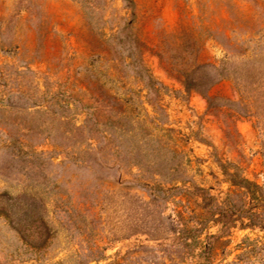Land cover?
<instances>
[{
	"label": "rangeland",
	"instance_id": "obj_1",
	"mask_svg": "<svg viewBox=\"0 0 264 264\" xmlns=\"http://www.w3.org/2000/svg\"><path fill=\"white\" fill-rule=\"evenodd\" d=\"M249 212L264 0H0V264H264Z\"/></svg>",
	"mask_w": 264,
	"mask_h": 264
},
{
	"label": "trees",
	"instance_id": "obj_2",
	"mask_svg": "<svg viewBox=\"0 0 264 264\" xmlns=\"http://www.w3.org/2000/svg\"><path fill=\"white\" fill-rule=\"evenodd\" d=\"M158 192L162 193L163 195H165L169 190H163V189H158ZM201 193H205L203 192V190H201ZM206 197V196H204ZM248 218L250 219L251 223L254 224H259V225H263L262 227L264 228V224H262L259 220V214L257 213H253V212H249ZM220 216L222 217V213L220 214Z\"/></svg>",
	"mask_w": 264,
	"mask_h": 264
}]
</instances>
